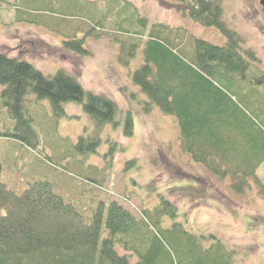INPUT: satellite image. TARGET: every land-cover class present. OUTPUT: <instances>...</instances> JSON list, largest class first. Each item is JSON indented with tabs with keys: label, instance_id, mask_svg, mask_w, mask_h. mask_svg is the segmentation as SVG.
<instances>
[{
	"label": "rangeland",
	"instance_id": "1",
	"mask_svg": "<svg viewBox=\"0 0 264 264\" xmlns=\"http://www.w3.org/2000/svg\"><path fill=\"white\" fill-rule=\"evenodd\" d=\"M110 1L0 0V50L31 63L47 77L62 69L84 90L107 96L117 106L118 123L98 126L73 101L63 103L65 114L57 117L48 99L28 93L27 112L39 142L31 149L0 134L2 178L17 192L31 180H48L57 194L86 214L99 201L107 204L113 200L139 218L143 209H154L162 197L177 208L176 222L192 232L215 234L234 250L237 264H264V196L259 185L252 182L245 193L236 194L228 185L229 178L217 179L180 150L174 117L153 105L147 109L148 98L132 81L133 71L142 62L143 44L127 66L118 59V41L131 31L141 37L144 21L145 33L176 34L188 50L197 39L222 44L224 36L215 27L201 26L176 13L168 7L173 0H118L120 6L104 23L102 14L107 13ZM219 2L224 21L242 39V47L259 58L248 75L264 72V7L260 0ZM33 16L61 32L20 21ZM65 20L82 25V30H67L62 27ZM93 21L110 30L118 41L99 33L95 36L88 27ZM69 33L84 38L83 47L89 54L62 47ZM256 80H242V94L251 96L254 104L245 110L264 131V82ZM1 89L0 85V93ZM127 116L132 121L130 134L124 131ZM13 124L0 94V132L4 134ZM80 136L84 142L77 147ZM256 173L264 184V162Z\"/></svg>",
	"mask_w": 264,
	"mask_h": 264
},
{
	"label": "trees",
	"instance_id": "2",
	"mask_svg": "<svg viewBox=\"0 0 264 264\" xmlns=\"http://www.w3.org/2000/svg\"><path fill=\"white\" fill-rule=\"evenodd\" d=\"M110 2L102 14L104 23L120 6L118 0ZM169 6L201 26L217 28L225 41L213 44L197 39L188 50L176 34L145 33L143 19L141 37L131 31L122 41L99 22L88 27L95 36L108 35L119 42L118 59L125 66L143 44L142 62L133 71L132 81L148 98L147 109L153 105L174 117L180 150L207 173L219 180L229 178L228 185L236 194L245 193L255 182L264 196V184L256 173L264 162V131L245 110L254 104L251 96L242 94V80L257 76V82H264L262 71L248 75L258 56L242 47V39L224 21L219 0H173ZM20 21L61 32L35 16ZM62 27L83 28L68 20ZM67 35L62 40L64 49L89 54L84 38ZM0 85L14 123L0 134L31 149L39 141L27 112L28 93L48 99L54 116L65 114L63 103L73 101L98 126L118 124L117 106L107 96L84 90L62 69L47 77L31 63L1 50ZM131 130L127 116L124 131L130 134ZM83 142L80 136L76 146ZM177 216L175 205L162 197L154 209H143L139 218L113 200L99 201L86 214L57 194L48 180L34 179L22 191H15L2 178L0 163V264H237L234 250L215 234L192 232L176 222Z\"/></svg>",
	"mask_w": 264,
	"mask_h": 264
},
{
	"label": "water",
	"instance_id": "3",
	"mask_svg": "<svg viewBox=\"0 0 264 264\" xmlns=\"http://www.w3.org/2000/svg\"><path fill=\"white\" fill-rule=\"evenodd\" d=\"M260 3L264 7V0H260Z\"/></svg>",
	"mask_w": 264,
	"mask_h": 264
}]
</instances>
